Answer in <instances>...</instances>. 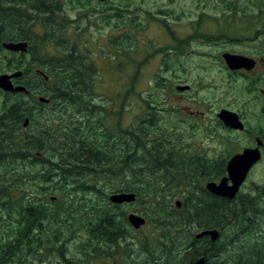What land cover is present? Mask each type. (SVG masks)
I'll use <instances>...</instances> for the list:
<instances>
[{
    "label": "trees",
    "instance_id": "trees-1",
    "mask_svg": "<svg viewBox=\"0 0 264 264\" xmlns=\"http://www.w3.org/2000/svg\"><path fill=\"white\" fill-rule=\"evenodd\" d=\"M6 3L10 5L4 7ZM16 3L17 0L0 1V38L28 41L27 52L32 55V64H37L34 70L39 82L31 90L59 95L62 102L75 107L78 113L95 110L91 97L97 95L94 81L98 69L89 54L76 44L70 45L65 34L58 37L51 34L45 47L52 53L48 50L39 63L41 47L38 43L33 47L34 40L27 36L37 18L33 14L24 15L20 7H13ZM43 3L44 0H35L29 7L36 15H47L41 19L47 32H52L56 25L48 18L58 13L59 7ZM16 110L17 106H14L10 111L16 114ZM147 110L150 111V107ZM52 127L51 139L71 142L58 153L60 174L67 173L68 176L61 175L50 184L51 179L41 175L39 183L32 180L29 183L39 189L40 195L60 192L61 199L56 195L42 198L30 191L27 197L23 194L16 204L9 205L10 192L23 188L24 174L13 169L10 178L6 179L2 171L10 167V156L12 162L24 157V148L0 147V208L9 217L6 230L0 235V264H29L32 258L49 264H89L94 258H110L115 254H122L125 264H192L200 257H204L207 264H264V226H261L264 225V209L258 198L240 191L228 199L205 188L207 181L217 180L225 174L228 156L207 157L179 144L174 137L166 142L167 138L155 140L152 134L144 131V126L141 135L146 138L140 139L139 145L132 148L128 142L121 141L119 130H113L112 135L105 134L97 130L100 126L89 130L87 124L79 122L77 133L71 127L70 132L60 136ZM38 140L42 139L39 137ZM137 148L141 149V157ZM29 149L41 150V146L31 144ZM121 154L133 179L105 177L119 176L110 168L114 165L122 168L118 160ZM29 156L35 160L33 154ZM53 156L57 157V154ZM102 162L113 165L106 171ZM96 166L99 171L94 169ZM136 176L139 178L135 179ZM114 191H132L135 200L112 203L108 193ZM178 197L181 198L179 207L176 206ZM132 203L139 206L137 212L146 218V224L139 229L131 227L126 217ZM49 204L56 208L48 209ZM206 228L219 230L215 241L208 236H195ZM48 234L52 236V242L59 241L54 250L57 256L54 261L42 260L44 237ZM245 236L248 239L242 246L241 240ZM250 238L260 242L249 247ZM74 240L77 255H68L64 246L68 247L69 241ZM48 249L53 250V246Z\"/></svg>",
    "mask_w": 264,
    "mask_h": 264
},
{
    "label": "rangeland",
    "instance_id": "rangeland-1",
    "mask_svg": "<svg viewBox=\"0 0 264 264\" xmlns=\"http://www.w3.org/2000/svg\"><path fill=\"white\" fill-rule=\"evenodd\" d=\"M34 1L17 0V6L13 7H20L24 15L33 14L37 18L32 24L33 30L27 33V36L34 40L33 47L36 43L41 47L39 63L46 52L52 53L51 49L45 47L48 35L53 34L58 37L65 34L68 36L65 39L70 45L76 44L89 54L97 66L98 75L94 81L97 95L91 97L95 110L88 109L78 113L75 107L62 101H56L53 105H40L34 102L37 96L32 97L35 92L31 89L37 87L39 83L35 78L34 70L37 64H32V55L29 53L24 56L18 53L13 55L3 51L0 54V72L7 71L3 63L11 56L14 68L23 69L28 66L31 69L25 84L29 89L28 100L32 105L30 112L32 122L28 128L30 134L36 128H40L39 125L44 126L43 122L48 117L45 114L56 112L57 116L61 117V121L56 119L54 123L55 126L60 125L58 131L60 136L63 132H70L71 127L77 133L76 127L79 122L82 125L87 124L89 130H96L95 128L100 126L101 129L97 130L112 135L113 130H119V125L115 126V122L109 118V111L113 113L114 109L115 114L118 115L117 111L119 108L123 109L124 105L123 114L127 121L134 112L145 113L151 104V107H157L156 111L154 113L152 109L150 117L147 120L143 118L141 125L155 140L167 138L164 141L166 142L174 137L179 144L183 143L184 146L198 150L203 155L205 153L207 157L226 156L241 151L248 142L249 146L252 144L251 141L258 130L257 133L263 135L264 141V0H106L104 2L44 0L45 5L59 7L58 13L48 18L56 25L52 32H47L41 19L47 15H36L29 7ZM8 5L10 4L6 3L3 6ZM222 14L236 17L238 20L231 21L237 23L239 27L245 26L251 29L250 33L245 36L236 33L228 36L224 31L220 32L218 19L222 18ZM242 30L246 29L242 28ZM60 37L64 40L62 36ZM231 46L245 53L249 52L247 54L258 60L262 58L257 68L249 73V77L229 74L223 69L220 51ZM17 61L21 62L20 67L15 66ZM177 84H187L190 87L181 92L176 90ZM101 95L108 100L103 102ZM144 100H148L146 106ZM2 102L0 96V112L3 109ZM220 108H228L240 113L247 126L253 129L252 134L247 136L245 133H237L220 125L216 116ZM92 117L96 118L94 125L89 121ZM47 128L54 133L53 127L47 126ZM142 131L143 127L139 133L140 139L146 138L145 135H141ZM95 137L99 136L95 135ZM6 140L9 142L7 138ZM128 146L135 147L133 142ZM140 148H137V153L141 157ZM260 148L261 158L249 170L240 191L258 198L261 209H264V145ZM39 156L44 157L43 153ZM122 156V154L118 155L119 163ZM10 162V167L24 174V185L19 191L10 192L11 198H7L9 205L16 204L23 194L27 197L30 191L42 198H49L52 195H56L58 199L63 198L60 192L40 195L39 189L29 183L30 180L39 183L38 181L42 179L39 175L43 171L37 158L34 161L28 159L24 166H21V161L12 162V156ZM111 163L115 164V161ZM101 165L104 170L109 171L108 166L113 164L102 162ZM123 165L126 168V177L121 176L119 165L110 168L118 172V177L114 175L105 177L117 180L133 179L125 161ZM130 165L137 167L133 162H130ZM47 168L45 167L44 170L46 173H48ZM95 168L100 170L99 166ZM53 181L55 180L51 179L50 184H53ZM199 182L203 184L201 180ZM67 197L71 196L67 195ZM177 199L181 200L180 197ZM47 208L52 210L56 206L49 204ZM128 208V212H137L139 206L132 203ZM0 218L1 235L5 232L9 219L2 208H0ZM51 238L50 234L44 237L42 260L57 259L54 250L59 246V241L52 242ZM247 239L245 236L241 240L242 246ZM257 242H260L257 238H250L249 247H253ZM69 243H67L68 247L64 246L65 252L76 256L77 242L74 240ZM50 246H53L51 251L48 249ZM31 260L29 264H49L47 261L42 263L34 258ZM89 264H125V261L122 254H115L110 258H94Z\"/></svg>",
    "mask_w": 264,
    "mask_h": 264
},
{
    "label": "flooded vegetation",
    "instance_id": "flooded-vegetation-1",
    "mask_svg": "<svg viewBox=\"0 0 264 264\" xmlns=\"http://www.w3.org/2000/svg\"><path fill=\"white\" fill-rule=\"evenodd\" d=\"M0 1H4V0H0ZM7 1H12V0H5V2ZM47 2H51L53 0H46ZM106 1V0H105ZM229 1H234V0H229ZM104 2V1H103ZM45 4V3H43ZM222 18L218 19V22L221 26V28L219 29V31H224V33L228 36H230L231 34H238V35H248L251 31V29L243 26V27H239L237 23H233V21L231 20H238L236 17L234 16H228L227 14H222L221 15ZM208 17V16H207ZM235 26H237V28H235ZM249 27V25H247ZM242 28L246 29L245 31L242 30ZM24 39H19V40H13V41H20ZM27 42V50H28V41L25 40ZM6 42L3 39L0 38V54L3 51H7L11 54H22V56L27 55V51L25 53H21L20 51H12V50H8L6 48H4L3 43ZM242 46V45H241ZM223 53H230V54H237V55H243L246 57H250L254 60V66L251 69H246L244 67L241 68H236V69H229L224 58H223ZM249 52H243L239 49H235L231 46V48H225V50H221L220 51V58L222 61V66L223 69H226L228 71L229 74H241L244 76L249 77V73L253 72L257 66L258 63L262 61V58H259V60L256 57L250 56L249 54H247ZM20 61H17L15 66L16 67H20ZM6 68L7 71L4 72H0V74H13L14 72H19V74L17 76L11 77L10 81L14 86H24L25 87V91H16V92H7L4 91L0 88V96L2 98V104H3V109L0 112V147H5L10 146V147H22L24 148L23 150V155L24 157H18V161H21V166H24L26 163V161L28 159H34L31 158L29 155L33 154L35 156V158L38 159L39 161V165L41 170L43 171L41 175H45L46 178L52 179V180H56L57 178H59L61 175L64 174H60L61 170H60V159L58 156V153L60 154L61 148L63 146H69L71 144V142H66L65 140H60L58 139H51L50 136V130L47 128V126L55 127L56 131H59L60 129V125L55 126V120H59L61 121V117L57 116L56 112H53L51 114H45V116H48L45 119V123L44 126L43 125H39L40 128H36L35 130H33L32 134H30L29 131V127L31 125L32 122V115H31V110H32V105L30 104L29 100H28V96L30 95V92L28 87L25 85L27 84V77L28 74H30L31 69L27 66V68H14V62H13V57H7V60H5V62L3 63ZM28 65V63H27ZM36 73V72H35ZM184 86L187 84H177L175 85L176 90L178 91H186L188 89L185 90H180L177 88V86ZM190 87V86H189ZM36 97V99H34V102H36L37 104L40 105H53L55 104L56 101H62V97L56 94H45V93H34L32 94V97ZM102 96V95H101ZM102 101L105 102L108 99L105 98L104 96H102ZM140 97L145 98L143 96L140 95ZM24 98H26L24 100ZM148 100H144L145 106H146V102ZM92 106L94 108L93 102ZM16 104V105H15ZM69 104V103H68ZM14 106H17V110H16V114L13 111ZM150 111L146 110L145 113L142 112H134L133 116L131 115L129 117V119L126 121V116L123 114L124 111V105H123V109L119 108V110L117 111V114H115V110L113 109L112 112L110 113L109 111V118L115 122V126L116 124L119 125V137L121 139V141L123 143L128 142V143H132L133 142V146L139 145L140 143V136L139 133L142 129V125L141 123L143 122V118L145 120H147L150 116V112L153 109V112L155 113L156 111V106L151 107L152 105L150 104ZM221 109H227L229 111H233L235 112L240 121L243 123V129L239 130V129H233V128H229L227 126H225L223 124V122L218 118L219 120V124L223 125L224 127L228 128V130H232V131H236L237 133H241V134H246L247 136H250L253 132V129L251 130L249 128V126H247V123L245 121V119L243 118V116L231 109L228 108H220ZM109 110V109H108ZM93 111V110H92ZM219 112V111H218ZM217 112V113H218ZM216 113V116H217ZM93 115V112H92ZM90 123L94 125V123H96V118L94 119V117L90 118ZM121 122H123V124H121ZM103 124V122H102ZM96 126V124H95ZM40 131V134H39ZM259 132V130L257 131ZM254 136V139L251 141V145L249 146V142L248 144L244 145V148L249 147V148H253L255 146L259 147V150L261 149L260 147H262L264 145V141H263V135L257 133ZM15 135V137L13 138V135ZM41 138L42 140H38L37 138ZM6 138L9 140V142L6 140ZM258 140H260V143L258 144ZM31 144H34L35 146H41V150H32L30 151L29 147ZM53 149V150H52ZM204 152H208V151H204ZM240 152V151H238ZM261 152V150H260ZM41 153H43L44 157H40L39 155H41ZM236 153V152H235ZM53 154H57L56 156H53ZM46 155V156H45ZM204 155H206L204 153ZM232 154H227L226 156H228V158L231 156ZM218 156L220 155H216L215 158H218ZM227 158V159H228ZM54 159V160H53ZM57 159V161H56ZM43 160V161H41ZM124 163V159L121 160V164H122V168H121V176L124 177L126 174V168L123 165ZM45 167L47 168L48 173L44 172ZM39 168V169H40ZM14 172L12 167L7 168L6 170L2 171V173L5 174L4 178H10L11 174ZM36 175H38L37 172H35ZM10 174V175H8ZM41 175H39L40 177H42ZM64 176H68L67 173ZM127 176V175H126ZM125 176V177H126ZM223 176V175H222ZM221 176V177H222ZM24 177V176H23ZM72 177L70 176V179ZM137 178V177H136ZM135 178V179H136ZM29 180V179H26ZM51 181V180H50ZM249 196H251V194H249Z\"/></svg>",
    "mask_w": 264,
    "mask_h": 264
},
{
    "label": "water",
    "instance_id": "water-1",
    "mask_svg": "<svg viewBox=\"0 0 264 264\" xmlns=\"http://www.w3.org/2000/svg\"><path fill=\"white\" fill-rule=\"evenodd\" d=\"M105 1V0H99ZM4 48L12 51H20L25 53L27 51V42L24 40L20 41H6L3 43ZM223 58L229 69H236L244 67L251 69L254 66V60L250 57L243 55L223 53ZM19 72L13 74H0V88L7 92L25 91L24 86H14L10 79L11 77L17 76ZM180 90L188 89V85L177 86ZM217 117L223 122V124L233 129H243V123L240 121L238 115L227 109H221L217 113ZM260 140H258V144ZM261 158V152L259 147L253 148L246 147L240 152L232 154L225 166V174L218 180H210L205 183V188L216 196L223 198L232 199L235 197L241 184L251 167ZM110 202L115 204L130 203L135 200V193L132 191H116L111 192L108 196ZM176 206H180V201H176ZM127 220L129 224L134 228L138 229L146 223V219L143 215L136 212H129L127 214ZM197 238L201 236H208L211 241H215L219 236V230L216 228H206L195 235ZM192 264H207L204 257H200L193 261Z\"/></svg>",
    "mask_w": 264,
    "mask_h": 264
}]
</instances>
